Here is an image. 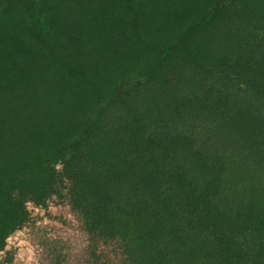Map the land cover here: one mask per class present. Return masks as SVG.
I'll use <instances>...</instances> for the list:
<instances>
[{"label":"rangeland","instance_id":"1","mask_svg":"<svg viewBox=\"0 0 264 264\" xmlns=\"http://www.w3.org/2000/svg\"><path fill=\"white\" fill-rule=\"evenodd\" d=\"M0 12V264H264V0ZM104 97L109 163L42 180Z\"/></svg>","mask_w":264,"mask_h":264},{"label":"trees","instance_id":"2","mask_svg":"<svg viewBox=\"0 0 264 264\" xmlns=\"http://www.w3.org/2000/svg\"><path fill=\"white\" fill-rule=\"evenodd\" d=\"M29 12L31 13V17L30 15L29 17L26 16L25 20H30V18L35 19L36 13L32 12L31 10ZM0 16L4 17L6 21H9V19L13 17L9 14H4L1 12ZM143 78L144 80H146V82L150 81V77L148 74H145ZM134 80L136 81V77L132 78L129 84L124 85L115 92H126L125 90L133 88L135 85H131V83H134ZM109 98L104 97L100 99L101 103L91 114V116L86 120L83 127V132H81L79 135L74 136V138L68 144H66V146L63 147V149L61 150L62 152L59 151L58 153L51 155L52 160H54V158H59V160L53 161L58 164L56 167L53 163L50 167V165H47L49 162H42L43 164L39 166L38 170L42 180H47V176L52 169L57 168V173L59 171L63 172L68 164L78 161L77 159L79 158H83L82 164L84 163L85 168L87 169H94L98 166H100L99 169H103L102 167L105 166V163H109V157L106 156L107 154H104L103 151L111 144V138L114 134V125L109 119L108 115H100V111L103 109ZM161 124L165 123L160 122V125ZM188 135L192 136L191 133L187 134V137ZM178 136L185 137V135ZM244 190L245 189L242 188L241 190H237L235 193L241 194Z\"/></svg>","mask_w":264,"mask_h":264}]
</instances>
